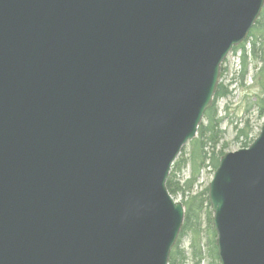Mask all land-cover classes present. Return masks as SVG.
<instances>
[{
    "label": "water",
    "instance_id": "water-1",
    "mask_svg": "<svg viewBox=\"0 0 264 264\" xmlns=\"http://www.w3.org/2000/svg\"><path fill=\"white\" fill-rule=\"evenodd\" d=\"M264 0H0V264H169L167 189ZM220 264H264V123L208 185Z\"/></svg>",
    "mask_w": 264,
    "mask_h": 264
},
{
    "label": "trees",
    "instance_id": "trees-1",
    "mask_svg": "<svg viewBox=\"0 0 264 264\" xmlns=\"http://www.w3.org/2000/svg\"><path fill=\"white\" fill-rule=\"evenodd\" d=\"M249 42L248 50L245 47V42ZM241 49V78L247 75V67L245 66L248 56L255 63L259 64L258 74L261 78L260 86L261 93L255 102L257 117H264V11L262 10L255 25L250 30L245 41L235 47L232 51ZM225 62V61H224ZM223 70V69H221ZM222 72V71H221ZM227 87L222 84L218 85L214 100L223 98L229 95ZM205 122H201L197 137L193 139L194 148L188 158L178 157L173 163L170 175L167 179L166 186L170 194L176 198L179 194L182 195V203L185 208L184 222L179 233L178 239L173 246L169 264H185L188 259L184 249H181V238L191 236L190 248L192 258L196 263L201 262L205 258L203 245L208 242L206 255L210 258L213 264H220L218 250L216 246V232L212 225V211L208 198V188L191 194L194 186L198 182V177L202 169L212 168L213 171L217 168L220 158L226 153L227 144L218 146L221 139L224 137L225 131L220 129V124L223 121L222 117L218 116V110L215 102L206 110L204 114ZM235 140L241 142L242 147H248L254 138H250L252 127L249 119L245 120L242 127H235ZM240 140V141H239ZM191 163V172L188 178L181 176L182 171Z\"/></svg>",
    "mask_w": 264,
    "mask_h": 264
},
{
    "label": "rangeland",
    "instance_id": "rangeland-1",
    "mask_svg": "<svg viewBox=\"0 0 264 264\" xmlns=\"http://www.w3.org/2000/svg\"><path fill=\"white\" fill-rule=\"evenodd\" d=\"M262 10L264 11V7ZM250 41L251 39L248 42H245L247 50ZM241 54V49L236 52L231 51L225 62L222 64L223 70L220 75L219 84H222L223 87H227L230 92L228 96L214 100L218 110V116L223 118V121L220 124V129L225 131L224 137L221 139L218 146L227 144L226 152L242 148L241 142L235 140L236 126L239 128L242 127L244 121L249 119L252 127L250 138H254L258 135L264 123V117L258 118L255 108L256 99L261 93V86L259 83L261 78L258 74L259 64L255 63V61L248 56L249 58L245 63V66L247 67V75L241 78ZM203 122H205V120H203ZM193 148L194 142L191 140L184 146L178 157L183 156L188 158ZM190 172L191 163H188L187 167L182 171L181 176L183 178H188ZM213 173L214 171L211 167L202 169L198 177V182L194 186L191 194H195L205 187L208 188ZM175 200L182 202V195L179 194ZM190 242V235L181 238L180 247L185 250L188 257L185 264H213L210 258L206 255L208 242L206 245H203L205 258L199 263H196V260L192 258Z\"/></svg>",
    "mask_w": 264,
    "mask_h": 264
}]
</instances>
